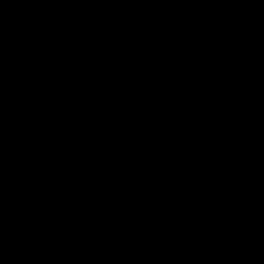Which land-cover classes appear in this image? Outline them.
<instances>
[{
	"label": "trees",
	"instance_id": "16d2710c",
	"mask_svg": "<svg viewBox=\"0 0 264 264\" xmlns=\"http://www.w3.org/2000/svg\"><path fill=\"white\" fill-rule=\"evenodd\" d=\"M0 102V264H264V0H3Z\"/></svg>",
	"mask_w": 264,
	"mask_h": 264
},
{
	"label": "rangeland",
	"instance_id": "374dc122",
	"mask_svg": "<svg viewBox=\"0 0 264 264\" xmlns=\"http://www.w3.org/2000/svg\"><path fill=\"white\" fill-rule=\"evenodd\" d=\"M3 0H0V5ZM24 2L26 0H23ZM46 68L42 65L39 69L36 80H39L45 75ZM260 81L253 75L249 76L246 86L240 90L232 103L229 113L225 116L222 114V103H212L208 105L203 114V120L205 124L210 128V131L214 135H227L234 143L254 130V122L246 121L241 112L244 111L243 103L246 97L251 93ZM250 115V114H249ZM249 169L254 175H258L261 171L260 167L253 168L249 166Z\"/></svg>",
	"mask_w": 264,
	"mask_h": 264
},
{
	"label": "water",
	"instance_id": "95a60500",
	"mask_svg": "<svg viewBox=\"0 0 264 264\" xmlns=\"http://www.w3.org/2000/svg\"><path fill=\"white\" fill-rule=\"evenodd\" d=\"M10 103L7 102H0V133L3 130L6 120L8 118V111L10 108ZM260 197V194L258 192V188L255 189L254 192L251 193V195L247 198V200L254 198L257 199Z\"/></svg>",
	"mask_w": 264,
	"mask_h": 264
},
{
	"label": "flooded vegetation",
	"instance_id": "af4514ba",
	"mask_svg": "<svg viewBox=\"0 0 264 264\" xmlns=\"http://www.w3.org/2000/svg\"><path fill=\"white\" fill-rule=\"evenodd\" d=\"M241 114L243 115L244 119H247L246 121L252 122L251 117H250L251 114L249 115L245 111L241 112Z\"/></svg>",
	"mask_w": 264,
	"mask_h": 264
}]
</instances>
